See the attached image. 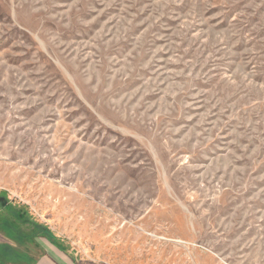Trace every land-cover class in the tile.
I'll use <instances>...</instances> for the list:
<instances>
[{
	"label": "rangeland",
	"instance_id": "rangeland-1",
	"mask_svg": "<svg viewBox=\"0 0 264 264\" xmlns=\"http://www.w3.org/2000/svg\"><path fill=\"white\" fill-rule=\"evenodd\" d=\"M0 197L76 264H264V0H0Z\"/></svg>",
	"mask_w": 264,
	"mask_h": 264
},
{
	"label": "crops",
	"instance_id": "crops-1",
	"mask_svg": "<svg viewBox=\"0 0 264 264\" xmlns=\"http://www.w3.org/2000/svg\"><path fill=\"white\" fill-rule=\"evenodd\" d=\"M11 204L0 202V264H76L58 241L29 220L26 207Z\"/></svg>",
	"mask_w": 264,
	"mask_h": 264
},
{
	"label": "trees",
	"instance_id": "trees-1",
	"mask_svg": "<svg viewBox=\"0 0 264 264\" xmlns=\"http://www.w3.org/2000/svg\"><path fill=\"white\" fill-rule=\"evenodd\" d=\"M11 212H9V214H10ZM42 229H44V230H47L46 228H44V227H42V226H40ZM49 234V233H48Z\"/></svg>",
	"mask_w": 264,
	"mask_h": 264
},
{
	"label": "water",
	"instance_id": "water-1",
	"mask_svg": "<svg viewBox=\"0 0 264 264\" xmlns=\"http://www.w3.org/2000/svg\"><path fill=\"white\" fill-rule=\"evenodd\" d=\"M0 202H4V199H0Z\"/></svg>",
	"mask_w": 264,
	"mask_h": 264
}]
</instances>
